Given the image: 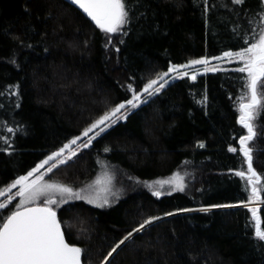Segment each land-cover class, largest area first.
Returning <instances> with one entry per match:
<instances>
[{
  "label": "trees",
  "instance_id": "obj_1",
  "mask_svg": "<svg viewBox=\"0 0 264 264\" xmlns=\"http://www.w3.org/2000/svg\"><path fill=\"white\" fill-rule=\"evenodd\" d=\"M127 3L130 23L107 34L67 0H0V192L171 65L243 50L264 17V0ZM239 67L171 82L52 170L66 185H83L105 162L121 185L133 186L109 208L74 201L57 211L82 264H264L253 207L240 206L251 186L245 192L234 175L247 170L239 150L247 135L239 123L246 73ZM253 124L248 146L264 199V110ZM177 172L183 191L157 197L143 187ZM16 202L0 210V223ZM255 208L264 221V203Z\"/></svg>",
  "mask_w": 264,
  "mask_h": 264
},
{
  "label": "snow or ice",
  "instance_id": "obj_2",
  "mask_svg": "<svg viewBox=\"0 0 264 264\" xmlns=\"http://www.w3.org/2000/svg\"><path fill=\"white\" fill-rule=\"evenodd\" d=\"M234 4L242 5L245 0H233ZM73 3L79 6L84 13L91 18L92 21L107 34H114L123 32L124 26L130 23L129 11L130 7L127 0H73ZM261 28L258 33L253 35L254 42L248 44L242 51L238 52H224L223 57H213L212 59H236L243 62V66L235 69L240 73H246V89L247 94L241 96V103L239 105V123L247 129V135L239 138V150L242 153L246 164V171H237L234 175L239 176L245 181L244 191H249L251 186L250 195L247 202H241L240 206L245 208L249 207V204L259 202L264 203V199L260 197V188L257 184L260 182V177L252 167V152L253 149L248 146V142L252 141L256 132L254 130L253 120L259 115L261 110H264V91H258V89H264V17L260 20ZM210 60L208 58H202L192 60L183 65H172L168 71L160 74L157 78L148 81L141 92H137L132 89V98L126 102L120 103L113 107L109 112L105 113L99 119H97L89 128L85 129L82 133L83 137H87V143H84L82 147L87 148L90 146V142L94 139V136H89V133L94 129H99L96 135L105 130V127L110 126L106 122L115 123L117 119H126V115L121 110L126 109L127 106L136 108L137 102H144L141 100L142 94H147L151 97L154 94H158L169 83V79H177L188 76L187 71H181L182 69L191 68L195 65L203 67L205 73L209 71H219V68L209 67ZM196 71L191 75V79H196ZM170 74H174L171 75ZM131 88V85H129ZM247 98V103L243 102ZM204 101H202L203 103ZM117 114H120L119 116ZM104 125L105 127H101ZM12 131V129H9ZM80 137L72 140L70 144L64 145L59 151L50 155L41 164L37 165L26 176L19 177L12 185H10L7 191L11 188L19 186V191L16 196L21 198L20 205L16 211L7 216L6 219L0 223V264H81L82 249L79 247L69 245L65 238L64 233L61 231L60 222L57 220L56 212L51 207L57 203V200L53 198V194L60 193L62 196L67 194L68 198L76 197L78 199H86L81 197L79 193H73V190L69 187L43 182V173L37 176L35 179L30 180L34 173L39 172L41 168L49 164L50 161H54L59 158L65 150L74 156L76 153L72 151V145H76ZM200 147H203L201 144ZM109 149H105L108 151ZM229 151L236 152L237 148L231 147ZM70 158V157H69ZM65 161L61 160L60 163ZM57 165L53 163L47 168L48 172H51ZM109 178V182H110ZM101 180H97L96 184H101ZM159 184L174 185L173 191H183L185 188L184 177L177 172L170 180L159 181ZM107 189H105L106 191ZM159 197L164 193L155 191L153 193ZM0 195H3L0 192ZM41 197H46L43 201V206L37 203ZM14 197L9 196L8 201ZM67 202L66 200L64 201ZM95 202V201H90ZM108 203L105 198L103 207ZM32 204L34 206L28 207L26 205ZM6 204L0 203V209L6 208ZM238 205H219L216 207H237ZM208 211V209H203ZM182 211H191V209H184ZM253 229L255 238L264 242V221L258 215V209L250 208ZM167 215H172L168 213ZM154 217L145 220L138 229L134 231L138 232L142 230L145 225L152 223ZM133 233H128V236L124 237L119 244L112 249V252L116 251V248L123 244L125 240L132 236ZM111 252L109 256H111Z\"/></svg>",
  "mask_w": 264,
  "mask_h": 264
},
{
  "label": "rangeland",
  "instance_id": "obj_3",
  "mask_svg": "<svg viewBox=\"0 0 264 264\" xmlns=\"http://www.w3.org/2000/svg\"><path fill=\"white\" fill-rule=\"evenodd\" d=\"M240 51H242V50H240ZM220 57H223V55ZM202 58H207V57L196 58L193 60L202 59ZM208 59L210 60L209 67H216V68H219L220 70L224 67L234 65V64L237 66H240V67L243 66V62L236 60V59H229V58H223V59H219V60L212 59V58H208ZM185 64H187V63H185ZM194 70H198V71H196V77H198L199 75H202V74L216 72V71H209V72L205 73L203 71V67L200 65H195V66H192L191 68L182 69L181 71H187L188 72L187 77L191 78V75L194 73ZM171 75H174V74H170V76ZM166 79H169L168 84H170L171 82L178 80V79H181V78H177L174 80L170 79V78H166ZM148 97L149 96H147V94H142L141 100L146 102ZM144 102H137L138 106ZM128 109H134V108H131V106H127L126 109H123L121 111L125 115L126 112L128 111ZM117 115L119 116L120 114H117ZM117 121H118V119L116 120V122ZM115 123H111L110 121L106 122V124H110V126H112ZM110 126L105 127L104 125H101V127H105V130L103 132H105ZM97 131H99V129H94L92 132L89 133V136H94L96 138L103 133V132H100L99 135H96ZM78 137H80L81 139L77 141L76 145H72V151H74L76 154L79 151H81L82 149H84V147H82V145L84 143L88 142L87 137H83L82 134ZM76 138L77 137H75L74 139H76ZM74 139H72V140H74ZM94 139L91 140L90 145H92ZM68 144H70V142ZM72 157L73 156H71V153L68 150H65V152L59 158H56L54 161H50L49 164L45 165L43 168H41L39 170V172L34 173L33 176L29 178L30 180L35 179L37 176H39L41 173H43V182L59 184V185L69 187L73 190V193H79V195L81 197H86V199H78L76 197L68 198L67 194L62 196L60 193H55V194H53V198H55L57 200V203L51 206L54 209V211H58L64 204L69 203V202H74V201H83L89 205H92V206H95L98 208H109L112 205H114L125 194L126 191H128V190L130 191V189L133 188V186L131 184H128L129 186L121 185L120 181L117 179V173H116L115 169L108 166L105 162H102L100 164L99 171H98L97 175L94 177V179H92L90 182L83 184V185L69 186V185H66L65 183H63V181H59L57 179L52 178L51 177L52 171L48 172L47 168L50 167L53 163H55L57 166L64 164L68 160H70ZM61 160L65 161V162L60 163ZM43 161L44 160L39 162L38 165L41 164ZM109 178H111L110 182H109ZM98 179L102 181L101 184H96V181ZM170 179H172V178H168V179L161 180V181H166V180H170ZM158 182L159 181L149 183V184L144 185L143 187L145 189H148L149 191H152V192L160 191L162 193H166L167 191L173 190V188H174V185H169V184L161 185ZM9 187H7L1 191L3 193V195H0V203H4L8 206L10 203H12L14 200L17 199V202L15 204V207L17 210V208L20 205V200H21V198L19 196H16V193L19 191V186H17L16 188H11L10 191H7V189H9ZM105 189H107V190L105 191ZM9 196L14 197V199H12L11 202L8 201ZM105 198L108 200V203L106 205H104L103 207H101L100 205L103 204V201ZM45 199H46V197H41L40 201H37V203L40 204V206H43V201ZM65 200L67 201L66 203L64 202ZM90 201H95V202H90ZM259 204H260L259 202H255V203L249 204V207H256V206H259ZM26 206L30 207V206H34V205L29 204Z\"/></svg>",
  "mask_w": 264,
  "mask_h": 264
},
{
  "label": "water",
  "instance_id": "obj_4",
  "mask_svg": "<svg viewBox=\"0 0 264 264\" xmlns=\"http://www.w3.org/2000/svg\"><path fill=\"white\" fill-rule=\"evenodd\" d=\"M69 3H71V4H73V5H75V6H77L78 8H79V6L78 5H76L75 3H73V0H67ZM82 10V9H81ZM83 11V10H82ZM31 207V206H30ZM56 212V216H57V211H55ZM57 220H58V216H57ZM59 221V220H58ZM60 222V221H59ZM60 226H61V231L64 233V229H63V226H62V224L60 223ZM64 238H65V240H66V242L69 244V245H71L68 241H67V239H66V236H65V233H64ZM71 246H75V245H71ZM75 247H77V246H75ZM81 264H82V258H81Z\"/></svg>",
  "mask_w": 264,
  "mask_h": 264
}]
</instances>
